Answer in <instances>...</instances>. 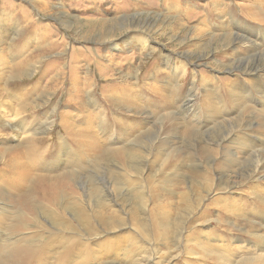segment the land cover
<instances>
[{
	"label": "rangeland",
	"instance_id": "obj_1",
	"mask_svg": "<svg viewBox=\"0 0 264 264\" xmlns=\"http://www.w3.org/2000/svg\"><path fill=\"white\" fill-rule=\"evenodd\" d=\"M256 49L264 0H0V264H264Z\"/></svg>",
	"mask_w": 264,
	"mask_h": 264
},
{
	"label": "bare ground",
	"instance_id": "obj_2",
	"mask_svg": "<svg viewBox=\"0 0 264 264\" xmlns=\"http://www.w3.org/2000/svg\"><path fill=\"white\" fill-rule=\"evenodd\" d=\"M235 19V18H234ZM233 20V19H232ZM144 22V21H143ZM239 22V21H238ZM237 22V24H238ZM148 23V22H147ZM149 24V23H148ZM238 37H241L243 40H241L243 44L247 45V46H250V41L249 40H246L245 41V38L246 36L243 34H239ZM237 39V38H235ZM234 39V40H235ZM247 39V38H246ZM141 41L143 43V45H146V46H150L151 44V41L150 39L148 38H141ZM240 42V41H239ZM154 46V45H153ZM252 50V49H251ZM257 50V49H256ZM250 51V50H249ZM253 51V50H252ZM251 52V51H250ZM241 56V54H240ZM237 60V65L236 67H238L239 69L241 68L244 72H247V73H252L254 74V76H257L259 74V71H261L262 69H264V51H261V50H257V51H254L253 53L251 54H245L243 56H241L240 58L236 59ZM184 67V65H183ZM232 71V70H230ZM194 98H191V97H188L185 101H184V108L185 109H189L193 106V102H194ZM13 128L15 130H19L21 128L17 127V126H13ZM229 138V135L226 136L222 142H225L227 141ZM259 156V155H258ZM256 161L261 162L262 160L259 158L257 159L256 158ZM260 164V163H259ZM257 168V167H256Z\"/></svg>",
	"mask_w": 264,
	"mask_h": 264
}]
</instances>
